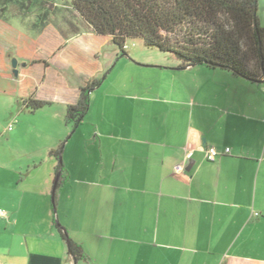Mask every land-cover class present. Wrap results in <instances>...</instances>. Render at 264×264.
<instances>
[{
  "label": "crops",
  "instance_id": "crops-1",
  "mask_svg": "<svg viewBox=\"0 0 264 264\" xmlns=\"http://www.w3.org/2000/svg\"><path fill=\"white\" fill-rule=\"evenodd\" d=\"M0 1V264H74L55 222L81 245L76 264H264L259 88L225 74L257 99L236 87L199 92L195 66L175 61L158 78L93 88L76 136H67V105L119 51L79 19L69 36L35 39L54 11ZM15 19H30L32 34L19 33ZM27 98L49 104L31 111ZM208 146L230 151L207 161Z\"/></svg>",
  "mask_w": 264,
  "mask_h": 264
},
{
  "label": "trees",
  "instance_id": "trees-1",
  "mask_svg": "<svg viewBox=\"0 0 264 264\" xmlns=\"http://www.w3.org/2000/svg\"><path fill=\"white\" fill-rule=\"evenodd\" d=\"M5 2L0 1V16ZM17 4L26 8L21 0ZM44 5L49 9L45 12L54 7L50 0H32L29 4L36 9ZM257 10L258 0L71 1L73 16L94 33L110 36L122 56L127 55L126 41L137 39L148 48L172 54L178 68L195 65L218 68L247 82L264 83V26L259 22ZM68 24L74 26L71 21ZM101 82V78L88 81L80 88L76 103L67 105L66 120L73 131L88 111L90 91ZM48 104L33 98L23 100L24 107L31 111ZM60 148L50 150L49 154L58 157ZM62 170L59 161L55 175ZM58 185L59 180L56 188ZM54 224L74 264L85 259L81 245L67 234L66 228Z\"/></svg>",
  "mask_w": 264,
  "mask_h": 264
},
{
  "label": "rangeland",
  "instance_id": "rangeland-1",
  "mask_svg": "<svg viewBox=\"0 0 264 264\" xmlns=\"http://www.w3.org/2000/svg\"><path fill=\"white\" fill-rule=\"evenodd\" d=\"M52 2V5L54 7H50L51 10L54 11V13L50 16V21L47 24V29L45 30L46 33L43 35H38L33 33V37L37 39L38 37H41L42 39L44 37H58L61 33V35L69 36V31H71V26L68 24V21H71L74 26L81 27V23L78 22V18L76 16H73L74 13L71 11V1L72 0H50ZM59 10H58V9ZM12 8L11 10H13ZM63 15H66V20H64ZM257 15L259 22L262 26H264V0H258V10ZM15 22L12 23V25L17 27L19 30V33L24 34L23 36H29L28 34L31 31L28 29L31 26V20L25 19V20H19L15 19ZM59 32V33H58ZM21 36V34H19ZM60 35V36H61ZM126 51H128L129 56H121V53L119 51L118 57H116L112 63L110 64L109 68L104 71V73L101 74L99 78L102 79L101 84L99 85L100 88L98 89H105L108 87V83L111 79L117 78L120 80H123V77L128 79V83L134 84L138 78H158V75H161L163 70H160L161 65L164 66L166 64H171L176 60L175 57L172 56V54L168 52H161L160 50L156 48H148L143 45L141 40L137 39H129L126 41ZM123 58V59H122ZM199 69V70H198ZM178 73H181V70H177ZM189 73L194 76L195 80V88L199 92L207 91V89L212 90V92H216V94L222 95L223 93L233 90L236 88H239L240 94L238 96H243V99H248L255 101L257 99V95L260 96V99L263 98L262 103L264 104V83H251L247 82L246 80H243L242 78H236L240 81H244L247 83L248 86H252L253 90L259 88V93L256 95L255 92L251 94H245L243 87L240 84H236L233 80L227 79L225 77H221L222 75H229V77H233L230 72L222 69H212L208 68L206 66H200L195 65L193 70H190ZM231 75V76H230ZM235 77V76H234ZM133 78L135 79L133 81ZM223 79L227 80L224 81ZM229 83V84H228ZM85 86V85H83ZM82 86V87H83ZM80 87V88H82ZM95 89V88H94ZM219 101V99H217ZM86 116V115H85ZM1 120V119H0ZM2 122V121H0ZM68 127L70 128L69 133L67 136H71V134H75L74 132L77 130V128L73 131V127L71 123H68ZM14 125V124H13ZM3 129H1L2 134L6 136L4 132H2ZM76 136V134H75ZM52 202V199H51ZM55 202V201H54ZM55 204V203H54Z\"/></svg>",
  "mask_w": 264,
  "mask_h": 264
},
{
  "label": "built area",
  "instance_id": "built-area-1",
  "mask_svg": "<svg viewBox=\"0 0 264 264\" xmlns=\"http://www.w3.org/2000/svg\"><path fill=\"white\" fill-rule=\"evenodd\" d=\"M15 120L11 121L8 124V130L12 129L13 124H14ZM230 151L229 147H225L223 149V151H220L219 149H217L215 146H208L206 148L205 151V158L207 161H215L218 159V157L223 154V153H228ZM188 158L192 156V152H188L186 155ZM183 167L182 163H178L174 166V170L175 171H180ZM4 215V211L2 209H0V217H2Z\"/></svg>",
  "mask_w": 264,
  "mask_h": 264
},
{
  "label": "water",
  "instance_id": "water-1",
  "mask_svg": "<svg viewBox=\"0 0 264 264\" xmlns=\"http://www.w3.org/2000/svg\"><path fill=\"white\" fill-rule=\"evenodd\" d=\"M16 65H17V60L15 58H13L12 59V67H13L14 75H16L18 73ZM59 159H60V157H59ZM58 177H59V173H57V175H56L55 182H54V188L56 187V183H57Z\"/></svg>",
  "mask_w": 264,
  "mask_h": 264
}]
</instances>
